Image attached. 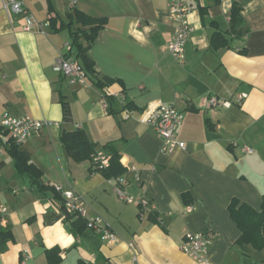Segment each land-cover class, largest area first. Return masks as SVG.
<instances>
[{
  "label": "crops",
  "instance_id": "0c3cea01",
  "mask_svg": "<svg viewBox=\"0 0 264 264\" xmlns=\"http://www.w3.org/2000/svg\"><path fill=\"white\" fill-rule=\"evenodd\" d=\"M23 1L38 23L32 32L0 0V127L5 114L54 123L19 148L49 190H37L16 173L6 136L0 146V264H49L51 249L60 250L59 264H198L181 244L187 233L200 231L214 239L211 264H264V249L238 244L242 232L229 211L233 201L258 212L263 205L264 0H185L195 30L184 63L168 50L170 0H76L74 8L71 0ZM233 4L241 8L244 27L229 35ZM74 11L107 20L88 52L96 76L113 81L104 92L89 81L71 86L54 71L60 57L77 62L71 32L40 28L52 14L68 23ZM215 32L226 34L228 47L211 48ZM211 97L232 106L212 108ZM62 99L70 105V123L63 120ZM155 103L184 112L177 131L184 150L161 153V139L142 121ZM77 131L97 152L120 156L123 184L67 154L61 137ZM133 142L149 164L124 154ZM57 185L82 195L87 218H103L119 241L104 242L87 228L75 234L77 218L66 220L64 201L53 192ZM118 188L133 202L119 199Z\"/></svg>",
  "mask_w": 264,
  "mask_h": 264
},
{
  "label": "built area",
  "instance_id": "2783aa9c",
  "mask_svg": "<svg viewBox=\"0 0 264 264\" xmlns=\"http://www.w3.org/2000/svg\"><path fill=\"white\" fill-rule=\"evenodd\" d=\"M76 0H71V7L74 8ZM4 9L9 14L23 17L25 24L23 30L32 32L38 23L33 14L25 6L23 0H4ZM169 18L174 24L173 35L168 44V50L171 56L180 63L185 61L186 45L191 38L195 28L191 24L189 17L191 7L185 0H170L168 5ZM49 27V22L41 25L40 32L43 28ZM54 71L60 74L69 85L78 86L87 84V76L76 61L65 57H60L55 65ZM246 98L241 95L239 100ZM207 103L212 108H230L232 103L211 97ZM127 114H129L127 112ZM185 120L184 112L175 106H166L162 103L148 105L143 113L142 121L150 125L156 131L161 139V153L166 155L174 154L179 150L186 148V143L177 138V131L183 125ZM54 123L47 120H38L30 115L12 116L5 114L1 126L7 131L9 138L18 146H22L37 137L44 128L53 126ZM247 154H253V149L244 147ZM92 163L97 170H104L110 166V156L104 152H96L92 157ZM136 168L132 167L130 172H135ZM123 184V179H118ZM55 191L61 195L64 201V211L67 215L75 218L84 219L86 228L96 233L99 238L107 243L114 244L119 241V237L103 218L97 216L94 219H88V204L82 195L73 191L66 190L63 186H54ZM119 199L127 202H133V198L126 195L121 188L117 189ZM191 211L192 208L190 207ZM6 212V209H3ZM213 237L208 232L187 233L181 244L182 251L198 264H211L209 260L210 247L213 243Z\"/></svg>",
  "mask_w": 264,
  "mask_h": 264
},
{
  "label": "trees",
  "instance_id": "16d2710c",
  "mask_svg": "<svg viewBox=\"0 0 264 264\" xmlns=\"http://www.w3.org/2000/svg\"><path fill=\"white\" fill-rule=\"evenodd\" d=\"M217 4L219 0H214ZM204 13V11H202ZM49 26L56 31L68 29L71 32L72 48L76 53L77 62L83 68L88 81L101 91H105L106 87L113 83L109 79H99L96 76L94 62L90 58L88 52L91 44L95 41L97 34L106 26V19H98L90 17L80 11H74L68 17V23L61 21L58 17L49 18ZM231 31L226 34H233L241 27H244V20L241 15V8L237 4H233L231 12ZM241 31V29H240ZM226 34L215 32L211 38V48L219 50L229 46V40ZM62 102L63 120L65 123L72 122V112L68 102L64 99ZM129 109V107L127 106ZM8 136L7 131L0 127V146L3 145V139ZM61 142L67 154L77 162L85 160L92 162L93 155L97 152L96 146L92 144L84 132L77 131L72 133H64ZM5 149L14 161V168L18 175L28 176L31 184L39 191H47L42 183L43 173L36 166L30 163V156L20 151V146L16 145L11 139L5 144ZM108 179H118L125 173V169L120 164V156L114 154L110 158V166L107 169L100 170ZM55 197L60 198L55 189ZM64 210V208H63ZM230 215L236 223L242 236L238 241L240 246L249 245L257 251L264 249V196L261 211H255L247 205H239L237 201H233L230 208ZM66 220H73L75 217L66 214ZM72 229L75 234H82L86 230V222L84 219H75L72 223ZM4 238L11 239L10 234H5ZM49 264H59L61 262L60 250L51 249L47 251ZM77 264H86L79 261Z\"/></svg>",
  "mask_w": 264,
  "mask_h": 264
},
{
  "label": "water",
  "instance_id": "95a60500",
  "mask_svg": "<svg viewBox=\"0 0 264 264\" xmlns=\"http://www.w3.org/2000/svg\"><path fill=\"white\" fill-rule=\"evenodd\" d=\"M124 154L135 159L139 164H149L145 154L139 147L137 142L131 143L125 150Z\"/></svg>",
  "mask_w": 264,
  "mask_h": 264
}]
</instances>
